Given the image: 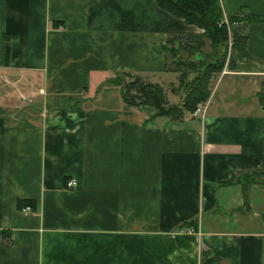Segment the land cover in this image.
Here are the masks:
<instances>
[{"label": "crops", "instance_id": "0c3cea01", "mask_svg": "<svg viewBox=\"0 0 264 264\" xmlns=\"http://www.w3.org/2000/svg\"><path fill=\"white\" fill-rule=\"evenodd\" d=\"M199 31L155 0H0V264H264V183L235 182L264 155V21L203 118L152 117L106 82L162 81L167 34Z\"/></svg>", "mask_w": 264, "mask_h": 264}, {"label": "trees", "instance_id": "16d2710c", "mask_svg": "<svg viewBox=\"0 0 264 264\" xmlns=\"http://www.w3.org/2000/svg\"><path fill=\"white\" fill-rule=\"evenodd\" d=\"M155 2L163 10L200 29L199 32L168 33L166 36L163 71L175 74L177 84L165 86L162 81H152V76L130 71L116 72L106 82L118 87L125 103L148 105L154 109L152 117L181 121L186 114H193L199 104L207 102L211 95V83L224 68L235 70L240 61L252 59L246 49L245 28L250 23L264 21V13L226 14L230 24L228 30L219 0ZM169 90L179 100L170 101L167 96ZM257 98L264 108V88L257 92ZM64 99L77 102L72 96ZM262 178L264 155L258 167L239 172L236 176L235 182L241 185L244 199L252 184L264 183Z\"/></svg>", "mask_w": 264, "mask_h": 264}, {"label": "rangeland", "instance_id": "374dc122", "mask_svg": "<svg viewBox=\"0 0 264 264\" xmlns=\"http://www.w3.org/2000/svg\"><path fill=\"white\" fill-rule=\"evenodd\" d=\"M165 75V78L164 79H162V83L165 85V86H171V84H177V80H176V77H175V74H173V73H166V74H164ZM113 77V76H112ZM264 78V77H263ZM264 80V79H263ZM152 81H157V82H159L160 80H157V78L156 79H152ZM110 85H112V84H110ZM114 86V85H113ZM264 88V84H263V87H261V89H263ZM4 89H8L7 88V85L5 84L4 85ZM11 89V88H10ZM103 89V88H102ZM117 89H115V90H113L114 92L116 91ZM103 91H104V89H103ZM10 92H11V90H10ZM167 96H168V98L170 99V101H172V102H175V101H177V100H179V97H177V96H175L170 90L167 92ZM32 100L34 99V100H38V98H36V96H34V97H32L31 98ZM263 180H264V178H262Z\"/></svg>", "mask_w": 264, "mask_h": 264}, {"label": "built area", "instance_id": "2783aa9c", "mask_svg": "<svg viewBox=\"0 0 264 264\" xmlns=\"http://www.w3.org/2000/svg\"><path fill=\"white\" fill-rule=\"evenodd\" d=\"M223 21L225 22V24H226V26L228 27V30H229V28H230V24H229V21H228V19H227L225 13H224V15H223ZM229 34H230V32H229ZM230 44H231V43H230V41H229V46H230ZM226 71H227L226 68H224V69L221 71V74H222V73H225ZM205 109H206V102H205V103H201V104H199V105L197 106L196 110L193 112V115H194V116H200L201 118H203L204 113H205ZM67 186H68V187H74V186H75V181H74L73 179L67 181ZM23 210H27V211H29V210H30V207H29V206H26V207L23 208Z\"/></svg>", "mask_w": 264, "mask_h": 264}]
</instances>
